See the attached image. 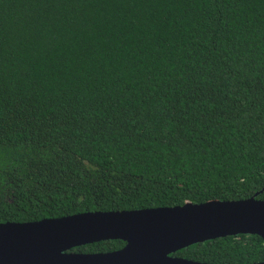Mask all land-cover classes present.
<instances>
[{"label": "trees", "instance_id": "1", "mask_svg": "<svg viewBox=\"0 0 264 264\" xmlns=\"http://www.w3.org/2000/svg\"><path fill=\"white\" fill-rule=\"evenodd\" d=\"M252 196L264 200V0H0V223ZM170 256L253 264L264 243Z\"/></svg>", "mask_w": 264, "mask_h": 264}, {"label": "water", "instance_id": "2", "mask_svg": "<svg viewBox=\"0 0 264 264\" xmlns=\"http://www.w3.org/2000/svg\"><path fill=\"white\" fill-rule=\"evenodd\" d=\"M238 234L257 235L264 243V200L252 196L0 223V264H207L170 254ZM104 240H121L125 245L104 253L69 252Z\"/></svg>", "mask_w": 264, "mask_h": 264}]
</instances>
